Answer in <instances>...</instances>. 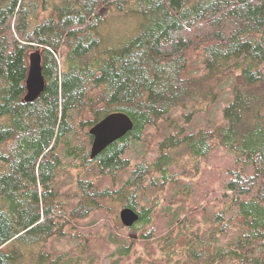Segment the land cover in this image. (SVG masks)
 <instances>
[{
  "label": "trees",
  "instance_id": "16d2710c",
  "mask_svg": "<svg viewBox=\"0 0 264 264\" xmlns=\"http://www.w3.org/2000/svg\"><path fill=\"white\" fill-rule=\"evenodd\" d=\"M118 110L133 127L91 157ZM102 234L110 264H264V0H0V264H93Z\"/></svg>",
  "mask_w": 264,
  "mask_h": 264
},
{
  "label": "water",
  "instance_id": "95a60500",
  "mask_svg": "<svg viewBox=\"0 0 264 264\" xmlns=\"http://www.w3.org/2000/svg\"><path fill=\"white\" fill-rule=\"evenodd\" d=\"M41 53L33 51L29 56V71L26 80V100H34L43 91L45 79L41 72ZM133 127L131 117L125 112L111 113L98 121L90 133L95 135L91 156L105 148L110 142L121 137ZM121 221L126 226H132L139 218V213L129 206H124L119 212Z\"/></svg>",
  "mask_w": 264,
  "mask_h": 264
},
{
  "label": "rangeland",
  "instance_id": "374dc122",
  "mask_svg": "<svg viewBox=\"0 0 264 264\" xmlns=\"http://www.w3.org/2000/svg\"><path fill=\"white\" fill-rule=\"evenodd\" d=\"M230 93L227 91L223 94L224 97H229ZM226 102V99L222 98V100H220L217 105H216V109H212V114L211 116H209L207 113L205 112H199L196 113L193 118L188 122L189 126L188 129H196L199 126H197L196 124H200L201 126H207L208 121H210V117H213L214 120H218L221 117V114H219V110L223 108L224 104ZM178 114H180V112H174L173 116H177ZM208 115V116H207ZM185 121L184 117L182 116V118H180L179 120V124H183ZM153 131L154 129L151 128ZM151 130V131H152ZM81 138L80 142H84L83 140H85L84 138V134L79 135ZM85 144V143H84ZM92 144V143H91ZM86 145V144H85ZM81 146V145H80ZM91 146V145H89ZM88 149V146H86ZM153 147V145H152ZM80 151V150H79ZM156 153V149L153 147V149L151 150L150 154L148 155L149 157L154 156ZM141 156L143 155V151L140 154ZM110 183V179L106 178V177H102L101 179H99L97 185H108ZM108 204L110 206H112V211H111V216H109V220L110 223L112 222V216L114 218L115 221H121L120 217H119V212L121 210V208H123L122 205H120V203H118L117 201H110L108 202ZM123 224V223H122ZM124 231L128 232V233H136L137 231L134 229L133 226H130L129 229L125 230H118L119 235H121L122 233H124ZM91 244L93 245V252L91 253H87L86 256H93L94 257V263L93 264H110V261L113 259V257H116L112 254V251L115 250L116 248V244L115 243H110L108 238L106 237L105 234H102L101 236L98 235L96 236ZM70 246V242L65 240L63 242V244H56L55 245V252H63V251H67V248ZM86 259H82L80 260V264H87ZM128 264H132L131 261H128Z\"/></svg>",
  "mask_w": 264,
  "mask_h": 264
},
{
  "label": "bare ground",
  "instance_id": "6f19581e",
  "mask_svg": "<svg viewBox=\"0 0 264 264\" xmlns=\"http://www.w3.org/2000/svg\"><path fill=\"white\" fill-rule=\"evenodd\" d=\"M33 51H34V52H35V51H39V52H40L39 49L32 50L31 52H33ZM31 52H30V53H31ZM30 53H29V56H30ZM40 53H41V52H40ZM28 71H29V66H28ZM41 72H42V67H41ZM42 74H43V73H42ZM27 76H28V74H27ZM26 80H27V78H26ZM26 93H27V88H26ZM26 93H25V95H26ZM25 95H24V99H25ZM25 100H26V99H25ZM26 101H31V100H26ZM115 112H124V111H119V110H118V111H112V112L108 113L107 115H109V114H111V113H115ZM126 114H127V113H126ZM107 115H105V116H107ZM105 116H104V117H105ZM104 117H103V118H104ZM101 119H102V118H101ZM101 119H100V120H101ZM100 120H98V121H100ZM98 121H97V122H98ZM132 121H133V120H132ZM97 122H96V123H97ZM96 123H94V124L89 128V133H90V129H91ZM126 133H127V132H126ZM126 133H125V134H126ZM125 134H123V135H125ZM90 135H92V144H91V149H90V151H91V153H92V145H93L94 140H95V135H93L92 133H90ZM123 135H122V136H123ZM119 138H120V137H119ZM117 139H118V138H117ZM115 140H116V139H115ZM113 141H114V140H113ZM110 143H111V142H110ZM110 143H109V144H110ZM103 149H104V148H103ZM103 149H102V150H103ZM102 150H100V151H102ZM100 151H99V152H100ZM99 152H97V153L95 154V156H96ZM95 156H94V157H95ZM91 157H92V156H91ZM123 207H124V206H123ZM134 210H135V209H134ZM119 217H120V215H119ZM120 219H121V218H120ZM138 219H139V218H138ZM135 222H136V221H135Z\"/></svg>",
  "mask_w": 264,
  "mask_h": 264
}]
</instances>
